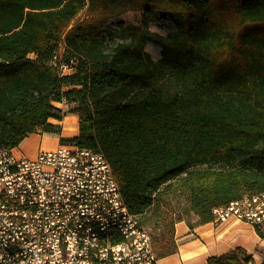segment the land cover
<instances>
[{
  "label": "trees",
  "instance_id": "trees-1",
  "mask_svg": "<svg viewBox=\"0 0 264 264\" xmlns=\"http://www.w3.org/2000/svg\"><path fill=\"white\" fill-rule=\"evenodd\" d=\"M130 12L138 24L110 22ZM61 101L74 104L78 133L60 142L103 154L129 211L155 208L140 223L158 224L168 191L211 220L264 191V0H0V148L59 134L48 120L63 118ZM181 219L157 257L175 251ZM251 260L235 248L204 264Z\"/></svg>",
  "mask_w": 264,
  "mask_h": 264
},
{
  "label": "built area",
  "instance_id": "built-area-1",
  "mask_svg": "<svg viewBox=\"0 0 264 264\" xmlns=\"http://www.w3.org/2000/svg\"><path fill=\"white\" fill-rule=\"evenodd\" d=\"M57 66L72 70L71 62ZM11 149L0 148V264H158L102 153L73 143L34 156ZM212 214L216 223L234 219L259 229L264 191L243 193Z\"/></svg>",
  "mask_w": 264,
  "mask_h": 264
},
{
  "label": "crops",
  "instance_id": "crops-1",
  "mask_svg": "<svg viewBox=\"0 0 264 264\" xmlns=\"http://www.w3.org/2000/svg\"><path fill=\"white\" fill-rule=\"evenodd\" d=\"M53 104L62 109L69 105L63 101ZM48 121L60 126L59 134L52 133L55 135L54 143L45 147L42 135L45 132L35 131L26 135L11 150L19 156H34L40 148L56 147L60 137H71L78 133V114L66 113L61 120L49 118ZM259 230L260 233L256 227L234 219L220 223L212 219L200 221L198 215L191 212L188 217L175 222V251L158 257V264H204L209 256L235 248H242L252 256L248 264H264V226Z\"/></svg>",
  "mask_w": 264,
  "mask_h": 264
},
{
  "label": "rangeland",
  "instance_id": "rangeland-1",
  "mask_svg": "<svg viewBox=\"0 0 264 264\" xmlns=\"http://www.w3.org/2000/svg\"><path fill=\"white\" fill-rule=\"evenodd\" d=\"M83 16H84V10L80 11L70 23L72 24L80 20ZM138 18H139L138 14L136 15L135 13L130 12L119 17L118 19L111 20L110 22L113 24L115 23L116 20H119L122 21L124 24H138L139 22ZM153 85H158V86L160 85L162 92L165 94L170 93L171 90H173L172 83H170L167 80L166 81L159 80L153 82ZM135 89H137V86H134L133 90ZM67 104L69 105L66 106L64 109L61 108V110L64 111L65 114L66 113L77 114L76 112H70V109L73 108L74 104L73 103H67ZM42 135H43V143H44L43 145L45 147H48L52 143H54L55 141L54 134L46 133L45 135V133H43ZM59 143H70V142H59ZM160 197H161L160 199L161 205L160 208L157 210V212L161 215L159 218H157L158 224L154 225L152 223L148 225L146 224L143 225L141 223V225H143L148 230V232H150L152 236V244L155 252L159 250L161 244L160 242H162V244L166 246H170V233H169L170 231L169 229L165 228L166 224L170 222V220L173 218H177L178 216H181L184 219L191 214V212L189 213L184 212L187 207V199L184 194L168 191V192H162ZM154 213H155V208L153 209V207L150 206L146 208L141 214H138L137 217L139 220H142V222L144 223L145 219L154 218L155 217ZM262 226H264V224Z\"/></svg>",
  "mask_w": 264,
  "mask_h": 264
}]
</instances>
